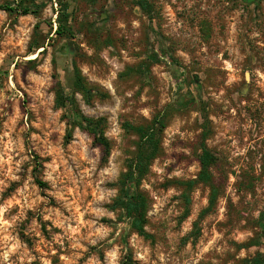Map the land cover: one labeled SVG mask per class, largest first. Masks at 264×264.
Returning a JSON list of instances; mask_svg holds the SVG:
<instances>
[{
	"label": "rangeland",
	"instance_id": "1",
	"mask_svg": "<svg viewBox=\"0 0 264 264\" xmlns=\"http://www.w3.org/2000/svg\"><path fill=\"white\" fill-rule=\"evenodd\" d=\"M151 1L150 22L133 0H18L25 15L0 8V264H244L264 251V84L246 99L237 92L241 34L257 39L264 15L252 23L240 3L226 11L221 0ZM160 33L165 59L151 57ZM74 68L97 90L88 102L71 88ZM193 77L200 108L190 104ZM58 82L84 116L104 120L107 158L77 127L66 138ZM154 118L164 127L138 186L141 236L110 205L136 149L132 127ZM202 143L216 158L213 190L195 182Z\"/></svg>",
	"mask_w": 264,
	"mask_h": 264
},
{
	"label": "trees",
	"instance_id": "2",
	"mask_svg": "<svg viewBox=\"0 0 264 264\" xmlns=\"http://www.w3.org/2000/svg\"><path fill=\"white\" fill-rule=\"evenodd\" d=\"M133 2L135 6H137L143 14L148 17L149 22L153 21V5L151 0H133ZM9 4H0V8L14 11L21 15L28 14L31 11L29 6L21 7L18 4V0H13ZM62 11L63 12L59 13L57 17V28L55 29L56 34L62 33V30L65 29V24L67 23L68 14L66 13L65 6L62 8ZM150 33L151 28L148 29L146 33L148 41H150ZM163 50H165L164 54ZM168 53H171V51L161 47L159 48V51L152 54L151 57H166ZM168 58L170 61L175 62V59L170 56ZM71 88L73 92H79L87 102L92 97L93 93H97V90L84 83L76 68H74L72 72ZM190 104H192V106L196 105L195 96L191 97ZM55 106L62 108L65 112V118L67 120V139L71 137L72 129L77 127L92 136L94 143L101 149L103 159L108 157L111 145L103 135L102 129L104 120L101 118L93 119L84 116L77 108L72 94L66 93L59 82L55 88ZM163 127L164 124L159 118H154L148 124L132 127L138 137L136 149L134 156L127 161V170L121 174L120 179L116 183L118 193L113 203L110 205L111 209L119 210V217L121 220H127L130 228L135 230L141 236H147L143 229L145 223L146 199L143 193L138 189V186L141 179L147 174L150 162L158 156L161 151L160 133ZM208 134L209 132L206 127L201 134V140L203 141L206 139ZM201 147L202 153L199 160L201 170L196 177L195 182L203 181L209 184V187L213 190L209 169L216 165V158L203 143ZM193 182V180L188 181L186 185L191 186ZM185 199L186 203H188L189 200L186 196ZM244 264H264V251L257 252L253 257L245 259Z\"/></svg>",
	"mask_w": 264,
	"mask_h": 264
},
{
	"label": "flooded vegetation",
	"instance_id": "3",
	"mask_svg": "<svg viewBox=\"0 0 264 264\" xmlns=\"http://www.w3.org/2000/svg\"><path fill=\"white\" fill-rule=\"evenodd\" d=\"M221 2L223 5H226L227 7L225 8L226 11H228V8L233 7L235 3L236 5H238L237 3H240L242 13L249 15V18H250L249 20L252 23H255V22L260 23L261 18L264 15V0H221ZM263 22H264V19H263ZM241 35L243 38L242 39L243 47L241 48L242 51H241L240 71L242 72L243 80L241 84L239 85L237 92H238L239 97L246 99L251 85H254L255 83L264 84V78H263L264 76V32L254 33L255 35L254 37H256L257 39H252V40H249L251 33H249L247 30H244ZM159 39H160L161 47L165 49L164 44L168 42L165 34L160 33ZM255 45H259V46H255ZM164 53H165V50H163V54ZM163 58L165 59L164 56ZM254 72L262 78L261 82L257 79L255 80L254 78H252L255 75ZM192 81L195 87V94H194L195 102H196L195 107L200 108L201 101L199 99L200 92L198 90V86L200 85V82H199V79L196 77L195 78L193 77ZM207 129L209 130L208 127ZM210 152L213 155H215L214 151L211 150Z\"/></svg>",
	"mask_w": 264,
	"mask_h": 264
}]
</instances>
